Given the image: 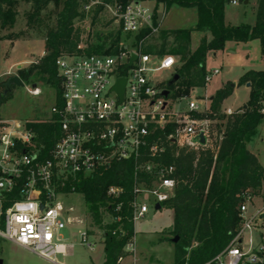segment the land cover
Here are the masks:
<instances>
[{"label":"built area","instance_id":"2783aa9c","mask_svg":"<svg viewBox=\"0 0 264 264\" xmlns=\"http://www.w3.org/2000/svg\"><path fill=\"white\" fill-rule=\"evenodd\" d=\"M230 2L238 4V0ZM97 5L109 12L125 35H138L144 29L154 34L160 31V20L158 27L153 24L155 8L144 1L124 6L116 0H88L82 10L89 13ZM84 49L78 47L80 51ZM133 54L137 59L130 65ZM178 59L173 55H146L141 44L138 48L119 47L112 54H62L57 59L59 96L56 94L50 117L14 126L0 117V223L4 227L0 229V239L53 264H61L58 256H66L75 239L93 248L96 243L91 239L97 237L94 228L103 230L115 224L120 230L121 217L116 214L122 211L118 200L123 188L108 189L107 205L100 210L101 225L89 213L83 220L71 219L72 209H67L61 198L76 195L75 186L80 180L102 175L114 164L132 159L136 161L130 203L134 224L144 219L151 208L159 211L157 205L160 210L165 207L178 185L176 166L156 161L166 152L167 142L178 149L217 152L224 134L213 132L219 120L207 99L193 95L195 89L190 96L176 99L189 101L185 109L170 108L171 90L168 99L162 96L167 82L177 74ZM164 72L168 78H154ZM218 74V70L207 74L206 85ZM8 77L9 73L0 74V98L7 94ZM119 80L126 82L121 103L115 90ZM30 93L42 94L37 86ZM36 123L56 126L54 146L48 156L45 145L37 141V133L28 128V124ZM167 131L164 138L158 135ZM143 149H147V160ZM238 211L240 227L235 237L208 264H264V179L255 193L244 195ZM77 223L83 229L74 232ZM65 229L71 232L69 243L61 238ZM99 236L106 240L104 230ZM125 251L133 259L131 264H137L134 238ZM124 260L120 259L119 264Z\"/></svg>","mask_w":264,"mask_h":264},{"label":"trees","instance_id":"16d2710c","mask_svg":"<svg viewBox=\"0 0 264 264\" xmlns=\"http://www.w3.org/2000/svg\"><path fill=\"white\" fill-rule=\"evenodd\" d=\"M22 0H0V28L12 26L16 21L15 7ZM59 0H33L31 18H38L51 2ZM113 2L114 0H104ZM122 5L140 0H116ZM155 1L154 26L158 27V9L164 7L168 12L173 6L196 8L197 25L191 29L160 30V48L148 44L154 37L151 29H144L137 35L143 53L146 55H173L184 62L177 70L180 80L170 89L173 99L190 96L193 89L204 88L206 57L211 51L225 49L227 43H248L259 40L262 44L264 61V0L258 5L257 19L254 26H229L225 22V6L228 0H152ZM88 0H66L58 18L57 28L46 37V55L38 64L28 71H19V77L25 83L38 71L47 76L48 83L54 87L59 96L56 61L62 54L106 53L118 51L117 40L100 46L78 50L81 45L79 30H75L74 21L84 18L82 10ZM99 10L103 7L99 6ZM209 32L212 39L203 42L191 52V35L193 32ZM138 44V43H137ZM250 84V98L246 109H240L229 117L221 114L220 107L231 97L235 87L232 83L218 90L211 101V112L216 115L224 127V134L219 149L214 151H189L178 149L175 144L167 142V150L156 161L176 166L178 185L174 197L165 204L166 209L174 213L172 234L179 237L174 244V264H208L223 252L235 237L239 227V206L246 193H255L264 179V168L258 158L247 149V144L255 136L257 128L264 120L262 103L264 101V71H249L244 74L237 87ZM10 93L0 98V105L5 103ZM34 130L37 141L45 145V155L54 146L55 124H28ZM167 132H159L165 137ZM147 160V149L142 150ZM136 161L134 159L114 164L102 175L80 180L75 186V193L83 195L88 213L97 225L102 224L101 208L106 206L107 191L111 186L123 188V195L118 200L122 211L121 228L112 224L102 228L105 231V262L119 264L120 259L128 257L125 247L135 236V224L130 203L133 200ZM67 191H71L70 189ZM116 232V234H114Z\"/></svg>","mask_w":264,"mask_h":264},{"label":"rangeland","instance_id":"374dc122","mask_svg":"<svg viewBox=\"0 0 264 264\" xmlns=\"http://www.w3.org/2000/svg\"><path fill=\"white\" fill-rule=\"evenodd\" d=\"M65 1L51 2L41 11L38 18L30 17L33 12V0H22L18 3L15 7L17 14L15 24L4 29L0 28V74L9 73L8 78L19 76V71H28L40 62L43 58L41 56L44 51L46 37L49 33L56 30L58 18ZM140 1L146 2L149 7L150 5H155V1L152 0ZM260 1L238 0V4L233 5L228 0L225 6L226 23L233 27L254 26ZM160 21L165 29H191L197 25L198 12L195 8H183L175 5L169 10L167 15L164 16V12L160 14ZM73 26L75 30H79L80 32L81 46L83 48L100 46L104 42H107L105 48H109L112 40H117L121 48H138L140 46V42H137V35L123 34L118 24L111 19L109 12H106L104 9L99 10L98 5L94 6L89 13H85L84 18L75 19ZM207 35L210 36V34ZM192 36L193 47H196L200 43L202 36L205 38L202 33L196 31L193 32ZM148 44L160 48L162 41L159 39V33H155L153 39ZM18 62L20 64L19 68L12 66V64ZM245 62L242 60L236 62V57L231 55H228L227 59H223L220 55L217 57L209 55L206 62L207 74H211L217 68L220 69V74L214 76L211 82L207 84V95L212 96L214 91L220 87V81L238 79ZM183 64L184 62L178 59V68H181ZM257 65L255 64L256 67ZM168 77L167 72L154 75L156 80H163ZM34 85L41 89L42 94L40 96H33L30 93ZM198 94H201V91L196 92V95ZM246 96V91L241 90L240 97L236 99L235 103L239 104L243 102ZM55 100L56 90L48 83L47 76L35 71L28 81L24 83L23 87H12L9 99L0 105V117L13 126L16 123L23 125L26 122L45 120L50 117V111ZM229 102L230 99L226 100L223 105L227 107ZM188 103L189 101L180 102V100L170 98V108L175 110L187 108ZM263 103L261 110L264 108ZM245 105L247 106V104ZM240 109L243 108H239L237 112ZM219 112L226 117L230 116L223 113L222 106ZM263 122L259 125L257 132L258 134L263 132L261 137L263 141H258L255 138L254 144L257 146L255 151L260 161L264 164ZM224 127L219 121L214 123L212 129L213 132L220 136L224 131ZM61 202L67 209H72L70 214L71 219L75 220L77 218L83 220L88 214V207L83 195H70L66 198H61ZM173 226V212L165 207L159 211L151 208L144 219L135 223V248L138 264H174ZM0 229H4L2 223H0ZM82 229L83 225L77 223L73 231L78 232ZM87 230L89 231L90 229ZM102 231L97 228L93 230V234L97 237L91 239V241L96 240L98 242L94 248V252H91L90 248L81 245L75 239L73 240L75 243L74 247L68 250L66 256H58V261L61 264H90V256L92 255L95 260L101 261L105 254V247L103 245L105 241L99 236ZM61 238L66 243L71 242V232L68 229L61 231ZM0 260L4 264H44L43 259L34 253L25 251L14 246L13 243L2 239H0ZM132 261L133 259L129 256L122 264H131Z\"/></svg>","mask_w":264,"mask_h":264},{"label":"crops","instance_id":"0c3cea01","mask_svg":"<svg viewBox=\"0 0 264 264\" xmlns=\"http://www.w3.org/2000/svg\"><path fill=\"white\" fill-rule=\"evenodd\" d=\"M150 7L151 8H155V5H150ZM163 12H164V16H165V15L168 14L169 11L168 12H165L164 7L163 6H160L159 9H158L159 20H160V14H163ZM225 22H226V17H225ZM227 25H229V24H227ZM229 26H231V25H229ZM160 30H167V31H169V30H179V29H175V28L174 29H165V28H163V26L161 24V21H160ZM199 33H202V35H204L205 38H203V36H202V40L200 41V43L196 47H193V36L191 35V47H190V49H191V52L192 53H194L200 47V45L203 42H209L212 39V35L209 32H199ZM207 34H210V36L207 35ZM203 39H205V40H203ZM26 42H34V41H26ZM248 52H251V53H248ZM45 55H46V49H45V42H44V51L42 52L41 58L44 57ZM209 55H212L213 57H217L218 55H220V56H222L223 59H227L228 58V55H231V56H235L236 57V62H240L241 60L244 61V62L246 61V62L244 63V68H243L241 74L239 75V78L238 79H235V80L226 79V80L220 81V84H221L220 87L217 88L214 91V93L212 94V96H208L207 95V88H206L207 85L204 88H197V89H195V92L193 93V95L194 96H198L199 99H201V100H203L204 98L207 99L210 102L209 103V105H210L211 104V101H212V98H214L216 92L218 90L222 89L223 87H225L227 84L232 83V84L235 85V89H234V92L231 95V97H229L228 99H226V100H229L230 99L229 105H227V107H225L223 104H224V102H226V100L223 102V104H222V108L224 110L223 113L226 114L228 111L234 113V112H237V110L239 108H243L244 109V106H246L245 104H247L248 101H249L251 89L250 88H247L246 86L237 87V84H238L240 78L244 74H246L247 72H249V71H264V61H263V53H262V44H261V42L259 40H254V41H251V42H248V43H234V42H229V43H227V45H226V47H225L224 50L218 51V52L211 51V52H209L207 54V57ZM226 56H227V58H226ZM207 57H206V62H207ZM255 64H258L257 67L255 66ZM12 66H14V67L16 66V68H19L20 67V64L18 62V63L12 64ZM215 70H218L219 71V74H220V69L217 68ZM215 76H217V75H215ZM34 86H36V85H34ZM241 90H245L246 91V93H247L246 99L243 102H241L239 104H236L235 101H236V99L238 97H240V91ZM198 91H201V94L196 95V92H198ZM263 126H264V122H263ZM258 128H257V131H256L255 136L247 144V149L258 158L260 164L264 168V164L260 161L259 156H258V154L255 151L257 149L256 144H254L255 143V138L258 141L259 140L263 141V139L261 138L262 135H263V132L260 133V134H258L257 133L258 132ZM173 216H174V213H173ZM135 241H136V234L134 236V242ZM94 242L96 244H98V242H96V240ZM96 244H95V246H96ZM13 245L14 246H17L15 244H13ZM103 245H104V243H103ZM95 246L93 248H90L89 250L91 252H94ZM17 247H19V246H17ZM104 247H105V245H104ZM19 248H21V247H19ZM21 249H23L25 251H29V250H26L24 248H21ZM30 253H32V252H30ZM104 253H105V248H104ZM90 258H91V263L90 264H103L105 262V254H104V258L101 261L95 260L93 255L90 256ZM43 261H44V264H53V263H51L49 261H46V260H43ZM136 262H137V259H136ZM122 263H123V261L121 262V264ZM3 264H4V262H3Z\"/></svg>","mask_w":264,"mask_h":264},{"label":"water","instance_id":"95a60500","mask_svg":"<svg viewBox=\"0 0 264 264\" xmlns=\"http://www.w3.org/2000/svg\"><path fill=\"white\" fill-rule=\"evenodd\" d=\"M137 59V56L135 54L132 55L131 61H130V65ZM180 80V76L179 74H174L172 76V78L167 82L166 84V89L163 91L162 96L165 99H168L169 95H170V89L172 88V86L174 84H176L178 81ZM125 80H119L117 86L115 87V90L118 92L119 96H120V103L123 101V97H124V93H125ZM23 87L24 86V82L21 80V78L19 76H14L8 79V81L6 82V93L11 92L12 87ZM232 87H235L234 84H232ZM247 88H250L251 85L247 84L246 85ZM213 100V98H212ZM247 106H244V109H246ZM201 142L204 143V137L201 135L200 136ZM161 206L157 205L156 206V210H160ZM262 218L264 219V215L262 216ZM179 242V237L176 236L173 240L172 243L173 244H177ZM0 264H3V261L0 260Z\"/></svg>","mask_w":264,"mask_h":264}]
</instances>
